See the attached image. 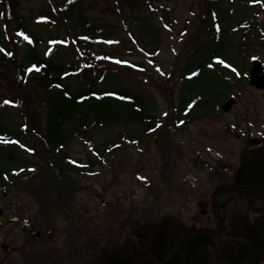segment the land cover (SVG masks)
Masks as SVG:
<instances>
[{
  "label": "rangeland",
  "instance_id": "1",
  "mask_svg": "<svg viewBox=\"0 0 264 264\" xmlns=\"http://www.w3.org/2000/svg\"><path fill=\"white\" fill-rule=\"evenodd\" d=\"M46 5L47 0H21V13L30 20L31 27L37 31L35 33L48 38L56 31L36 26L38 22L35 20ZM165 8L169 12L166 19L164 13H156L161 28L160 51L150 55L137 48L131 51L124 42L108 45L104 51L110 54V59L107 58L109 73L104 81H95L100 88H119L153 104L159 120L156 132L136 134L133 131L136 128L128 126L129 138L137 140L105 155L103 162L97 160L100 164L95 167L84 163V168L88 169L86 173L58 159L59 165L50 176L45 171L48 162L40 134L46 109L31 102L32 95L28 91L23 93L27 99L24 111L29 115L26 131L37 152L34 150V155L22 146L21 149H0V156L12 154L18 160L31 162L25 172L14 177L12 183L0 191V208L4 210L0 219V260H3L2 244L16 246L23 243L20 231L30 229V226L21 224L26 222V218L33 226L32 234L40 231L46 239L54 235L57 246L64 245L68 253L81 250V264H107L100 256H107L110 262L114 243L120 246L127 242L123 236L132 234L153 241L142 254L145 264H180L182 248L185 255L190 256V262L185 264H214L213 259L217 257L222 264H239L247 255L248 250L240 248V240L233 242L228 237L224 239V254L215 255L216 242L205 236L207 230H213L215 234L216 230L225 229L234 234L246 229L251 235V231L254 234L256 229L258 245L264 247V217L249 207L244 199H221L217 211L211 202L219 187H231L236 178H241L246 183L244 191L254 207L259 209L264 206V171L248 166L245 172L225 173L219 168L224 179V183L219 185V170L205 166V163L210 167L216 165L222 157L226 162H220L226 165L230 160H239L243 154L240 140L245 139L237 136L247 132L251 123L254 126L264 124V102L250 103V90L241 87L242 99L249 102L239 104L233 113L226 114L219 107L192 125L181 128L172 126L174 117L172 114L169 116L179 97L193 84L191 75H185L189 65L192 72H198V81L207 75L217 79L219 67L213 66L215 71L212 68L201 70V58H209L214 53L215 45L222 39L219 32L226 28L227 23L234 29L227 38L225 55L243 70L245 62L241 48L255 44L252 38L257 36L264 0H176L166 3ZM100 11L97 14L103 15L104 12ZM111 14L106 18L116 21ZM100 18L106 19L104 16ZM5 24L10 26L8 15ZM239 26L246 27V31H239ZM47 48L43 44L42 51L47 52ZM14 50L22 52L21 47L16 46ZM67 53L64 50L59 52L54 61L65 63L69 58L73 61ZM72 82L77 85L75 79ZM2 111L12 128L21 126L19 112L1 104ZM120 131L121 127L100 128L91 132L88 140L92 137L96 149L105 153L104 147L110 145L116 138L114 135ZM84 146L78 141L70 144L68 155L74 162L88 163L89 151ZM91 158L95 160L93 156ZM254 161L249 157L247 164L252 165ZM31 164L37 167V171ZM58 174L63 176V180L73 179L62 181ZM65 208H70L75 216L69 217ZM221 218L227 228H218ZM32 244L42 245L43 242L36 240ZM123 250L128 251L129 248ZM129 256L122 261L123 264H132V252ZM255 264H264V257Z\"/></svg>",
  "mask_w": 264,
  "mask_h": 264
},
{
  "label": "trees",
  "instance_id": "2",
  "mask_svg": "<svg viewBox=\"0 0 264 264\" xmlns=\"http://www.w3.org/2000/svg\"><path fill=\"white\" fill-rule=\"evenodd\" d=\"M175 1L58 0L53 3L47 0V5L35 19L38 22L36 26L56 31L45 38L35 33L37 31L31 27L30 20L21 13V0H0V105L11 106L19 112L22 121L21 126L14 129L5 120V113L0 112V149L20 148L23 145L24 150L34 155V150L37 152L26 131L29 124V115L24 111L27 99L23 93L26 91L32 95L31 102L46 109L40 134L46 150L44 157L48 162L45 171L50 176L59 165L58 159L86 173L88 169L84 168V163L95 167L97 163L103 162L105 155L125 143L137 140L129 138L128 126L135 127L133 131L136 134L142 131L145 134L156 132L159 120L153 104L119 88H100L95 81L103 80L109 73L107 58L110 59V54L104 51L108 45L124 42L131 51L137 48L156 55L161 46V28L156 13H164L166 19L169 12L165 4ZM100 9L103 15L97 14ZM110 13L116 21L106 18L110 17ZM6 15L10 23L7 27ZM102 16L106 19H101ZM20 32L28 35L32 43L19 36ZM225 33L223 30V41ZM43 44L48 46L47 55L42 51ZM16 46L22 48L21 53L14 50ZM63 50L68 52L69 57L72 56L73 61L70 58L65 63L54 61ZM220 51L212 55L222 53ZM202 60V67L207 62L212 64L211 59ZM33 65L39 71L28 72L27 69ZM73 79L77 83L75 86ZM188 90L179 97L176 107L169 114L174 117L172 126L177 128L187 126L214 111L225 93L220 79L217 77L214 80L209 75L200 81L195 80ZM6 100L8 104H5ZM113 127H121L122 131L114 135L116 138L110 145L104 147L105 153L99 152L92 137L88 140V136L100 128ZM73 141L85 145L84 148L89 151L88 163L80 160L74 162L69 157L68 150ZM1 163L0 191L5 190L14 177L25 172L31 162L18 160L11 154L0 156ZM31 167L37 171V167L32 164ZM42 167L40 164V172ZM58 179L68 182L73 178L63 180V176L58 174ZM235 192L242 191L226 189L222 196L227 197Z\"/></svg>",
  "mask_w": 264,
  "mask_h": 264
},
{
  "label": "flooded vegetation",
  "instance_id": "3",
  "mask_svg": "<svg viewBox=\"0 0 264 264\" xmlns=\"http://www.w3.org/2000/svg\"><path fill=\"white\" fill-rule=\"evenodd\" d=\"M263 16L261 21L258 19L259 25L256 28L257 36L253 37L252 40L255 41V44L250 47H243L242 51V59L245 61V70L244 72H241L240 70H237V74L233 75V78L235 79V83H233L232 87H235L236 89L239 88V91H236L233 95L229 92L224 93V102L225 104L231 97L235 100V105L231 112L235 111L236 107L239 104H247L249 101L246 99H242V91L241 87H243L246 91L250 90V103L258 104V101L262 100L264 102V12L261 13ZM242 73V74H241ZM253 73L256 75V83L252 85V78ZM225 81H230L228 78H226ZM235 89V90H236ZM261 97V98H259ZM252 99V100H251ZM240 116H238L239 118ZM251 122V121H250ZM250 127L247 128V132H242V134L238 135L237 137L239 139H245L240 140L241 141V151L243 154L239 157L238 161H231L228 164V168L231 169L232 172H245L249 168L248 166L252 168L256 167L262 171H264V124L256 125L249 124ZM247 137V138H245ZM238 139V140H239ZM208 150L210 151L211 148L208 147ZM239 156V155H238ZM252 157L255 161L254 164L248 165V158ZM223 161L225 160V157L221 158ZM257 160H260V162L257 163ZM219 163L220 160H219ZM222 179V178H221ZM219 179V185H222L224 183L223 180ZM242 187V183L239 181V178L235 179V188L233 189H240ZM234 196V198H242L246 200L248 204H251V200L248 196H244L243 194H238V196ZM220 198L219 201H215L214 203V211H217V207L220 204ZM221 208V206H219ZM66 209V208H65ZM67 213V212H66ZM68 216L74 217L73 212H69ZM17 221V217L15 219ZM18 221L20 223V219L18 218ZM218 228H227L222 221V218L219 219ZM26 226H30V229L27 231L21 230V236L24 237L22 240L23 243L16 246H10L8 244H2V250L3 260H0V264H81L83 259V254L80 251L75 250L74 252L67 251L66 247L63 246H57L58 241L56 243V240L54 235L48 236V239L44 238V234L40 231H37L35 234H32L33 232V226L31 222L28 224V218H26L25 223H21ZM257 227V226H256ZM255 229V227H254ZM133 232L134 230H130ZM213 230H207L208 233L205 234V236L210 237L215 240L216 242V251L214 252L215 255L217 254H224V239L225 237H228L233 240V242L240 240V248H246L248 250L247 255L254 251L255 249L259 248L258 245V239L257 235L258 232L255 229V233L253 234V231H251V235L247 234V231L239 230L238 232L231 234L230 232H226L225 229L216 230L217 233H213ZM137 232V231H134ZM125 233V231H124ZM127 242L121 244L120 246H117L114 243L113 252L114 254L112 257H110V262L107 256L100 258H103V261L107 264H111L113 262L114 264H123L122 261L124 259L130 257L129 254L132 252L133 259H131L132 264H145L142 260V254L146 253L148 248L150 247L151 243L153 241H148L146 237H142L141 235H137L136 237L132 235H126L123 236ZM39 240L42 241V245H34L32 244L34 241ZM229 240V239H227ZM54 242V243H53ZM234 249H236V244L233 245ZM56 247V248H51ZM128 247L129 250H123V248ZM145 247H147L145 249ZM220 247H223L222 249H219ZM116 254V255H115ZM184 257V261L186 263H189L190 256L185 255L184 250L182 248V255H181V261ZM98 258V256H96ZM160 258V255L157 256ZM230 259H228L229 261ZM97 261V260H96ZM227 261V262H228ZM214 264L221 262L220 258L213 259ZM181 263V262H180ZM210 264V263H209Z\"/></svg>",
  "mask_w": 264,
  "mask_h": 264
},
{
  "label": "snow or ice",
  "instance_id": "4",
  "mask_svg": "<svg viewBox=\"0 0 264 264\" xmlns=\"http://www.w3.org/2000/svg\"><path fill=\"white\" fill-rule=\"evenodd\" d=\"M18 35L19 36H21V37H23V39L24 40H26V41H28L29 43H32V41L30 40V38H29V36L28 35H26L24 32H20V33H18ZM9 55H12V53H8ZM116 63H121V61H116ZM219 63H224V61L223 60H220L219 61ZM33 70H35V71H39V68H37L35 65H33L32 67H30V68H28L27 69V71L28 72H33ZM157 71H161L160 69H157ZM233 71L235 72L236 71V69H233ZM9 103V101H5V104H8ZM166 115V114H165ZM22 147H23V145H21Z\"/></svg>",
  "mask_w": 264,
  "mask_h": 264
},
{
  "label": "water",
  "instance_id": "5",
  "mask_svg": "<svg viewBox=\"0 0 264 264\" xmlns=\"http://www.w3.org/2000/svg\"><path fill=\"white\" fill-rule=\"evenodd\" d=\"M254 82H255V81L253 80V81H252V84H254ZM232 105H233V101L229 102L228 104H226V105L224 106V110H225L226 112L229 111V110L231 109ZM2 213H3V212H2V210L0 209V217H1ZM260 252L264 253V249H263V250L255 251V252L249 257V259H248V261H247L246 264H249V261H250L251 257H253L254 255H256V254H258V253H260Z\"/></svg>",
  "mask_w": 264,
  "mask_h": 264
}]
</instances>
